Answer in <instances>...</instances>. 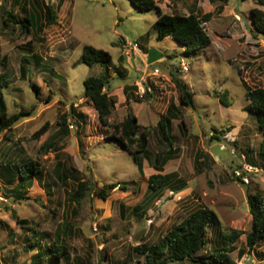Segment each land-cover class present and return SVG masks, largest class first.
<instances>
[{
	"label": "rangeland",
	"instance_id": "obj_1",
	"mask_svg": "<svg viewBox=\"0 0 264 264\" xmlns=\"http://www.w3.org/2000/svg\"><path fill=\"white\" fill-rule=\"evenodd\" d=\"M42 1L57 7L59 0H34L45 22ZM156 1L169 14L212 12L205 25L211 45L188 55L172 37L158 41L154 28L157 11L143 10L131 0H64L56 24L46 25L36 37L13 23L3 26L10 11L23 12L21 6L12 8L13 0H0V73L10 81L4 90L9 114L36 106L32 115L23 116L6 134L0 133V264H31L38 248L30 243H50L58 227L65 226L71 233L62 234L61 243L70 252L71 264H143L144 258L134 248L157 242L200 207L214 212L223 231L251 230L247 195L257 190L264 195V161L256 155L263 137L245 93L248 88L264 86V37L255 33L251 12L264 10V0ZM126 41L147 50L131 56V64L126 57L123 62L120 59L127 50L123 48ZM87 45L106 50L112 57L107 85V92L117 101L112 122L132 112L142 126H155L174 102L187 125L182 134L180 120H172L169 133L180 152L162 171L177 173L186 188L178 192L166 188L141 216L133 208L144 202L148 177L159 172L153 164L159 148L151 138V153L135 155L108 138L112 129L101 125L93 103L84 94L85 79L104 75L107 69L80 61ZM144 54L149 57L147 66ZM35 56L41 57L40 64ZM24 57L30 60L26 78L21 74ZM136 68L146 69L143 77L152 88L149 97L136 92L141 81H135ZM174 76L189 85L194 106L180 104ZM122 85L128 87L126 92ZM225 92L231 106L217 97ZM123 96L127 99L122 101ZM63 115H68V126H75H69L67 134L59 131ZM46 123V132L35 137ZM215 135L220 139L213 138ZM246 154L257 160V166L248 163ZM29 159L40 164L44 176L27 186V198L18 200L12 193L18 180L6 176L3 166ZM237 170L249 178L248 184L233 179ZM86 179L94 182V190L111 182L124 183L127 190L116 188L107 199L89 191L80 204L69 201L78 181ZM207 240L205 251L214 244L211 228ZM236 248L231 256L238 264H264L258 255L264 252V243L250 251L243 234ZM244 249V256H239ZM65 261L62 256H52L40 263Z\"/></svg>",
	"mask_w": 264,
	"mask_h": 264
},
{
	"label": "trees",
	"instance_id": "obj_2",
	"mask_svg": "<svg viewBox=\"0 0 264 264\" xmlns=\"http://www.w3.org/2000/svg\"><path fill=\"white\" fill-rule=\"evenodd\" d=\"M39 2V0H36ZM139 8L158 13L157 21L154 28L157 30V39L162 42L168 37L174 38L177 42L184 46V50L188 55L199 52L201 49L209 47L212 38L208 34L205 27L206 23L213 17L212 12L202 15L195 12L189 14L164 12L156 0H131ZM211 2L228 3L230 0H210ZM64 0H59L57 7L51 3L42 1V7L45 12V22L36 8L34 0H13L12 8L16 5L22 7V14L17 15L10 11L6 14L3 26L8 28L13 23L17 25L23 32L32 31L36 37L42 33L47 26L56 24L58 19V9L62 7ZM264 3V2H262ZM252 24L257 35L264 37V10L256 8L252 9ZM147 51L144 46L141 47ZM124 56L120 59L123 62ZM36 63L40 64L42 59L39 56L34 57ZM80 61L87 65L93 66L99 64L107 69L106 74L90 75L84 81V94L92 103L98 113L101 125L105 128H111L108 138L113 139L119 146L131 151L133 154L151 153V138H154L156 146L159 148L153 164L159 172L151 174L148 177V185L144 195V202L133 208L138 211L141 216L143 210L147 206L157 200L166 188H170L174 192H178L185 187L186 182L178 177L177 173H165L162 171L168 161L179 155L180 148L175 143L169 133V126L172 120L179 119L182 134H186L187 125L181 114L179 105L171 102L166 112L161 114L155 126H142L137 117L128 112L123 120L112 122L111 116L115 109L116 98L110 96L107 92L109 83V68L112 63V57L106 50L87 45L83 49ZM30 60L24 57L21 65V74L23 78L27 77ZM180 93V104L194 106V93L190 90L189 85L179 76L173 79ZM10 84L9 78L5 73H0V133L5 134L12 130L14 125L26 115H32L36 110L34 105L30 110L15 112L9 114L4 90ZM33 88L39 91V87L34 84ZM128 87L124 88L126 92ZM150 94L147 93L146 97ZM227 92L223 95L219 94L221 102L225 106H231L230 100L227 98ZM245 97L250 102L248 108L256 118L258 131L262 134V142L260 148L256 151L258 159L264 161V87L248 88ZM141 101L140 98L136 99ZM75 113V112H74ZM68 115H63L59 120V131L61 133H69L67 119ZM48 129L46 123L36 133L35 137L45 133ZM216 133H219L215 129ZM224 133V132H222ZM213 138L220 139L215 135ZM79 146L83 144L79 138ZM253 151V150H250ZM200 155H207L201 153ZM248 163L257 166L258 162L252 156L246 154ZM148 162L151 164V158ZM70 169V168H69ZM3 170L9 178L18 180L12 193L15 199H24L28 197L27 186H31L34 179L42 180L44 170L40 164L34 160H22L20 164H10L3 166ZM233 179L245 184L241 177L233 175ZM116 188L127 190V186L120 182H111L103 184L94 190V182L92 180H79L77 187L68 196L69 201L80 204L89 191H95L99 198L107 199ZM248 207L252 214V228L246 232L244 230L232 229L231 231H223L214 212L209 208H197L190 212L180 223L174 225L162 238L153 243H142L134 248V251L144 258L143 264H166L167 262H177L183 264L190 262L192 264H238L231 256L236 248L237 241L243 234L246 235V247L250 251H254L259 245L264 243V195L260 190L254 193L249 192L247 195ZM124 212L125 209L122 208ZM21 224L26 221L21 220ZM211 228L215 233L214 244L211 249L205 248L208 240V230ZM70 227H58L55 239L50 243L38 241L30 243V246L37 249L33 255L31 264H41L40 262L52 256H62L65 258L64 264H71L70 252L61 243L62 234L70 232ZM71 233V232H70ZM35 242V241H34ZM245 250L239 251V255L243 256ZM264 257V253H263Z\"/></svg>",
	"mask_w": 264,
	"mask_h": 264
},
{
	"label": "built area",
	"instance_id": "obj_3",
	"mask_svg": "<svg viewBox=\"0 0 264 264\" xmlns=\"http://www.w3.org/2000/svg\"><path fill=\"white\" fill-rule=\"evenodd\" d=\"M125 47L132 51H140V46L138 45V43L135 42H127ZM155 72L158 73L159 70L155 69ZM148 89L149 88L146 86V79H143L142 82L139 84V94L144 95ZM69 126L72 128L75 127L73 123H70ZM236 175L241 177L245 182H249V178L244 176L243 172H241L240 170L236 171Z\"/></svg>",
	"mask_w": 264,
	"mask_h": 264
},
{
	"label": "crops",
	"instance_id": "obj_4",
	"mask_svg": "<svg viewBox=\"0 0 264 264\" xmlns=\"http://www.w3.org/2000/svg\"><path fill=\"white\" fill-rule=\"evenodd\" d=\"M134 54H135V55H138V53H136V52H135ZM134 54H133V55H134ZM144 55L146 56L145 58L143 57V55H142L141 57H143V59H144V63H145V65L147 66V65L150 64V63H149V57H148V54H144ZM124 57H126V62H127V63H130V64L132 63V60H131L130 56H127V55L125 54ZM159 60H160V59H159ZM145 72H146V69H145V68H144V69L136 68V75H135V76H136V78H135L136 80H135V81L137 82V81H139L140 78H141V79L145 78V77H143V75H144ZM126 76H127V75H126ZM127 84H128V83H127ZM127 84H125V85H127ZM125 85H122V90H123V91H124V88H123V87H124ZM263 87H264V86H263ZM136 92H137V91H136ZM124 99H127V96H125V97L123 96V97H122V101H123ZM169 105H170V104H169ZM176 105H177V104H176ZM165 112H166V111H165ZM165 112H162V114L165 113ZM149 164H150V163H149ZM244 250H245V249H244ZM241 251H243V250H241ZM254 251H255V250H254ZM245 252H246V250H245ZM263 253H264V252L258 254L260 257H262L261 260H264ZM244 254H245V253H244ZM238 255H239V253H238ZM239 256H241V255H239ZM243 256H244V255H243ZM243 256H241V257H243Z\"/></svg>",
	"mask_w": 264,
	"mask_h": 264
},
{
	"label": "clouds",
	"instance_id": "obj_5",
	"mask_svg": "<svg viewBox=\"0 0 264 264\" xmlns=\"http://www.w3.org/2000/svg\"><path fill=\"white\" fill-rule=\"evenodd\" d=\"M127 42H130V41H126L125 43H124V45H123V48H126L125 47V45H126V43ZM135 43H137V42H135ZM127 49V48H126ZM128 50V49H127ZM127 50H125L126 52H125V54L127 55V56H133V54L136 52V53H138L137 51H132V50H129V51H127ZM142 51V49L140 48V52ZM144 79V78H143ZM143 79H141V81H139L138 82V84H137V86H138V88H139V84L142 82V80ZM146 86L149 88L147 91H146V93L144 94V95H140L139 94V89H137V93H138V95H140V96H142V97H144L147 93H149V94H151L152 93V88H151V86H149V85H147V80H146ZM252 165V164H251ZM239 177V176H238ZM243 180V179H242ZM243 182L246 184L247 182H245L244 180H243ZM249 183V182H248ZM247 183V184H248Z\"/></svg>",
	"mask_w": 264,
	"mask_h": 264
}]
</instances>
